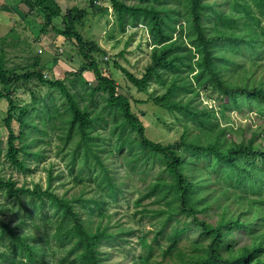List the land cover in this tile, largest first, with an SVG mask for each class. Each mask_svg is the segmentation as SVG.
Masks as SVG:
<instances>
[{"label": "trees", "instance_id": "trees-1", "mask_svg": "<svg viewBox=\"0 0 264 264\" xmlns=\"http://www.w3.org/2000/svg\"><path fill=\"white\" fill-rule=\"evenodd\" d=\"M97 1L64 12L59 0H22L24 18L47 13L37 37L54 32L76 47L79 66L65 78L49 74L59 54L48 53V70L44 50L22 68L7 67L5 50L0 54V98L10 102L6 162L35 173L30 164L49 160L54 146L55 158L66 162L56 173L50 163L45 188L19 186L0 174V193L11 201L0 203V264H112L121 252L132 264H264V128L242 140L229 136L234 112L264 119V0H110L121 33L144 24L150 34L151 61L142 76L113 64L137 90L156 84L138 103L152 100L184 121L179 139L167 144L147 136L106 64L107 51L82 32L91 12L109 14ZM49 43L55 46L54 39ZM87 71L97 85L85 78ZM37 80L60 98L38 95L29 87ZM18 82L31 96L21 107L10 89ZM202 93L218 105H204ZM134 174L143 196L164 199L165 206L129 217L141 224L152 214L157 230L130 229L110 212L122 194L133 192Z\"/></svg>", "mask_w": 264, "mask_h": 264}, {"label": "rangeland", "instance_id": "rangeland-1", "mask_svg": "<svg viewBox=\"0 0 264 264\" xmlns=\"http://www.w3.org/2000/svg\"><path fill=\"white\" fill-rule=\"evenodd\" d=\"M62 10L66 12L68 8L73 7L74 5H78L81 8L88 7L89 3L87 0H59ZM1 5L3 3L0 1ZM100 6L109 7V14H96L91 12V14L87 17L86 25L83 27L82 32L87 38H92L96 40L106 51L108 56L105 58L107 60L106 64H109V68L112 71L113 77L117 80L119 84L120 92L125 95H128L132 100V106L134 111L139 114V118L144 122L147 128V136L156 142L162 143H170L174 142L183 133L181 129L182 123L184 121H180L179 118L169 113L166 110H163L158 105L154 104L151 100L149 103H138L137 100H147L149 98L150 92H153L156 89V84H152L149 90L140 91L133 87L127 80L124 72L121 69L114 68V61H118L123 66L128 68L130 71L135 73L138 76H142L151 61V50L152 47L150 45L151 37L148 32L146 25L140 24L138 27H128L126 33H121V28L117 25V20L115 17L114 8L111 6L110 0H98L97 1ZM1 14L4 15L5 21L3 18H0V30L6 31L8 28L13 26V20L16 17L20 19V15L14 14V12L7 9H0ZM45 14H47L44 11ZM40 14L36 16L28 15L27 22L23 21L24 24L18 23L15 33L12 36H9V42H5V37H0V54H3V49L5 50V59L7 61V67L13 68L16 67H26L33 60H29V57L36 55L37 53L42 52L46 53L41 56L44 58L46 62L44 69L48 70L51 68V55H58L60 57L58 63L53 67V73H49L55 79L65 78L66 73L70 71L77 70L79 66L78 55L74 52L75 46L65 41V38L62 36H56L54 32L52 33H43L40 37H37L39 34V30L41 29V24L44 21L45 14ZM8 18H11L10 23L8 22ZM22 19V18H21ZM55 24L58 26H62V21L59 18L54 19ZM15 25V24H14ZM14 27V26H13ZM12 28L10 29V31ZM3 31V32H4ZM9 31V33H10ZM8 33V34H9ZM6 34V35H8ZM47 38V40H45ZM54 39L55 46H50L49 41ZM15 40V41H14ZM64 41V42H63ZM62 43V44H61ZM61 44V45H60ZM56 45H59L58 48ZM46 51V52H45ZM77 52V51H76ZM42 53V54H43ZM260 61H264V56H260ZM106 64L103 66L106 68ZM82 69V68H81ZM86 71V68L85 70ZM26 73V71H24ZM85 78L91 83V85H97V81L95 79L94 73L92 72H84ZM1 89H4L0 85ZM26 84L24 82H18L17 85L12 86L11 96H13L20 107L22 105H26L27 102L31 103L30 92L27 91ZM30 88H33L39 94H42L43 97L48 95H53L55 98H60V92L58 90H49L45 86L39 84V81H33L29 84ZM161 92V90H158ZM51 92V93H50ZM107 96V94H105ZM201 100L206 106H217L218 100H213L208 97L207 94H201ZM38 106H41L39 104ZM10 108V102L7 99L0 98V141L2 145L0 146V174L5 177H11L18 182L19 186H26L28 188H32L37 183L42 184L45 188L48 185V172L46 169L50 167V163H54L55 173L64 170L66 162L61 160L60 158H55L57 149L54 146V150L48 151V154L51 158L46 162H41L39 164L34 163L30 164L32 168H36L35 173H27L24 174L21 171H18L12 168L6 162L5 152L8 151V131L4 123V118L7 115V111ZM29 112H33V109L28 110ZM233 118L236 120L235 124V132L230 133L229 136L236 140H242L243 137L250 138L252 133L256 130L264 128V119L257 118L254 113L250 114H239L238 112H234L231 114ZM36 118V117H35ZM31 119H34L31 118ZM170 123L165 126L163 121ZM37 123H39L40 119L36 118ZM223 124H226L223 121ZM17 131H19V124L14 123ZM37 164V165H36ZM155 173V172H154ZM154 173L148 176L149 181L154 177ZM145 174V173H143ZM146 175V174H145ZM123 176H125V170L123 172ZM140 178H144L141 174H139ZM69 179H67V182ZM130 181V190L133 192L131 194L124 193L121 195L119 202L113 204L110 209V212L114 214L115 220H118L121 223H126L127 227L130 229H159L158 220L151 219V215H148L144 218L141 224L137 223L138 216H135L133 220L129 217L133 215L136 210L142 209L144 207L148 209L160 208L165 206L164 199L157 201L156 197L153 198H145L143 192V182L136 179V174L129 178ZM58 191L62 190L60 186V182H57ZM71 188V186H67ZM67 188V189H69ZM63 191V190H62ZM76 191V190H75ZM74 191V192H75ZM128 196V198H126ZM11 202L6 199L0 193V203L2 202ZM213 215V212H212ZM216 217L211 219V222L216 221ZM137 235V234H135ZM241 236V235H240ZM240 243L243 245L247 242L246 238L243 235L240 237ZM130 239V243L133 246H137V238L136 236H132ZM147 239L152 240L153 234H151ZM245 242V243H244ZM124 252L114 253L112 264H132V257L122 259Z\"/></svg>", "mask_w": 264, "mask_h": 264}, {"label": "crops", "instance_id": "crops-1", "mask_svg": "<svg viewBox=\"0 0 264 264\" xmlns=\"http://www.w3.org/2000/svg\"><path fill=\"white\" fill-rule=\"evenodd\" d=\"M0 1L3 3L2 8H0V9H7V10H10V11L14 12V14L20 15V19H18V17H16L15 20H13V26L14 27L12 26L11 27L12 29L16 28L18 23L24 24L23 21L27 22L28 18L27 17L26 18L23 17V14L27 10H25L26 7H25L24 4H22V0H0ZM0 12H2V11L0 10ZM0 18H3L4 21H5L4 15L1 14V13H0ZM7 20L10 23L11 18H8ZM11 28H8L6 31H4L5 29L4 30H0V37H2V38L5 37L6 34L9 33Z\"/></svg>", "mask_w": 264, "mask_h": 264}, {"label": "water", "instance_id": "water-1", "mask_svg": "<svg viewBox=\"0 0 264 264\" xmlns=\"http://www.w3.org/2000/svg\"><path fill=\"white\" fill-rule=\"evenodd\" d=\"M85 67H83L81 70L84 71Z\"/></svg>", "mask_w": 264, "mask_h": 264}, {"label": "built area", "instance_id": "built-area-1", "mask_svg": "<svg viewBox=\"0 0 264 264\" xmlns=\"http://www.w3.org/2000/svg\"><path fill=\"white\" fill-rule=\"evenodd\" d=\"M0 8H2V5H1V3H0Z\"/></svg>", "mask_w": 264, "mask_h": 264}]
</instances>
